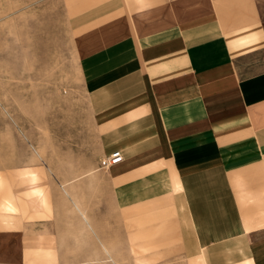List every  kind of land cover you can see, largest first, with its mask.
<instances>
[{
  "label": "crops",
  "instance_id": "0c3cea01",
  "mask_svg": "<svg viewBox=\"0 0 264 264\" xmlns=\"http://www.w3.org/2000/svg\"><path fill=\"white\" fill-rule=\"evenodd\" d=\"M79 2L92 3L67 24L100 157H123L104 169L112 206H146L153 222L166 203L180 253L202 264H264V0ZM19 176L28 203L47 205L38 173ZM0 192V211H14L1 177ZM136 223L128 252L145 264L169 235ZM32 232L19 241L40 264ZM16 253L0 243V264Z\"/></svg>",
  "mask_w": 264,
  "mask_h": 264
},
{
  "label": "rangeland",
  "instance_id": "374dc122",
  "mask_svg": "<svg viewBox=\"0 0 264 264\" xmlns=\"http://www.w3.org/2000/svg\"><path fill=\"white\" fill-rule=\"evenodd\" d=\"M91 3L0 0V177L16 206L0 211V243L17 245L20 261L9 264H32L19 241L27 242L32 229L35 245L40 242V264H111L90 262L107 257L101 243L111 249L116 264H139L128 252V226L163 223L169 238L142 255L145 264H202L180 253L166 203L159 209L162 221L153 222H146L151 214L146 206L119 212L112 206L67 24L74 11ZM23 169L38 173L47 205L28 203L29 188L19 176ZM63 185L70 187L69 195Z\"/></svg>",
  "mask_w": 264,
  "mask_h": 264
},
{
  "label": "built area",
  "instance_id": "2783aa9c",
  "mask_svg": "<svg viewBox=\"0 0 264 264\" xmlns=\"http://www.w3.org/2000/svg\"><path fill=\"white\" fill-rule=\"evenodd\" d=\"M122 155L119 151L112 153L109 156H106L102 162V168L103 169H109L114 165L119 164L122 162Z\"/></svg>",
  "mask_w": 264,
  "mask_h": 264
},
{
  "label": "bare ground",
  "instance_id": "6f19581e",
  "mask_svg": "<svg viewBox=\"0 0 264 264\" xmlns=\"http://www.w3.org/2000/svg\"><path fill=\"white\" fill-rule=\"evenodd\" d=\"M35 150V149H34ZM76 211H80V207L78 206L77 203L74 205ZM102 251L105 253L107 256L105 259L102 260H91L90 262H100V263H111V264H116L117 261L114 259V257L111 255V249H109L105 244H101ZM56 264V263H55Z\"/></svg>",
  "mask_w": 264,
  "mask_h": 264
}]
</instances>
